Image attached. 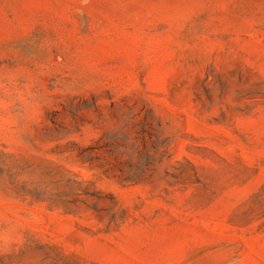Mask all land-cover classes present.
Here are the masks:
<instances>
[{
  "label": "rangeland",
  "instance_id": "1",
  "mask_svg": "<svg viewBox=\"0 0 264 264\" xmlns=\"http://www.w3.org/2000/svg\"><path fill=\"white\" fill-rule=\"evenodd\" d=\"M0 264H264V0H0Z\"/></svg>",
  "mask_w": 264,
  "mask_h": 264
}]
</instances>
